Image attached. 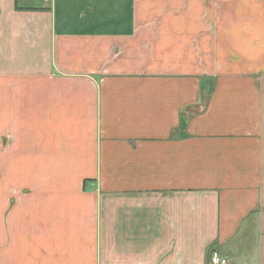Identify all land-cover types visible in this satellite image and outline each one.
Returning <instances> with one entry per match:
<instances>
[{
    "label": "crops",
    "instance_id": "1",
    "mask_svg": "<svg viewBox=\"0 0 264 264\" xmlns=\"http://www.w3.org/2000/svg\"><path fill=\"white\" fill-rule=\"evenodd\" d=\"M264 264V0H0V264Z\"/></svg>",
    "mask_w": 264,
    "mask_h": 264
},
{
    "label": "built area",
    "instance_id": "2",
    "mask_svg": "<svg viewBox=\"0 0 264 264\" xmlns=\"http://www.w3.org/2000/svg\"><path fill=\"white\" fill-rule=\"evenodd\" d=\"M209 264H233L229 259L223 257L218 251L214 250L210 255Z\"/></svg>",
    "mask_w": 264,
    "mask_h": 264
}]
</instances>
